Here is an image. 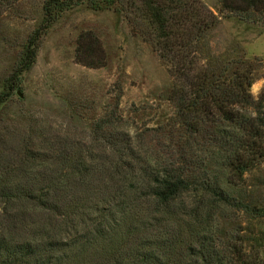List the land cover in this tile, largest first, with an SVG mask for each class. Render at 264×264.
Returning <instances> with one entry per match:
<instances>
[{
    "label": "trees",
    "instance_id": "trees-1",
    "mask_svg": "<svg viewBox=\"0 0 264 264\" xmlns=\"http://www.w3.org/2000/svg\"><path fill=\"white\" fill-rule=\"evenodd\" d=\"M19 1L0 0V19ZM85 4L120 13L170 66L175 120L145 140L103 119L87 145L69 132L6 127L0 264H264L263 239L223 225L231 210L262 209L243 194L245 176L264 164V96L251 92L257 59L215 55L221 19L202 0H46L7 96L60 15ZM220 4L226 17L264 25V0ZM75 61L106 67L94 33L79 36Z\"/></svg>",
    "mask_w": 264,
    "mask_h": 264
},
{
    "label": "rangeland",
    "instance_id": "rangeland-1",
    "mask_svg": "<svg viewBox=\"0 0 264 264\" xmlns=\"http://www.w3.org/2000/svg\"><path fill=\"white\" fill-rule=\"evenodd\" d=\"M46 0H21L0 19V132L31 127L69 132L90 143L91 128L112 119V128L151 138L152 130L175 120L170 101L173 78L170 66L140 36L125 17L114 11H96L80 5L62 13L44 36L33 68L8 97L9 82L28 38L43 23ZM221 19L211 37L212 50L229 59L238 54L257 59L255 99L264 96V25L251 24L221 13L220 0H202ZM92 32L106 54L104 68L77 64L75 50L82 33ZM85 139V141H82ZM97 144H102L96 142ZM87 145V144H86ZM243 194L250 192L256 213L236 215L231 210L223 225L247 229L264 243V164L247 174ZM235 214V215H234Z\"/></svg>",
    "mask_w": 264,
    "mask_h": 264
}]
</instances>
